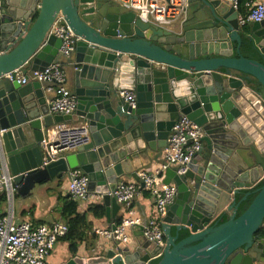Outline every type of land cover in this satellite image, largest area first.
Masks as SVG:
<instances>
[{
    "label": "water",
    "instance_id": "obj_1",
    "mask_svg": "<svg viewBox=\"0 0 264 264\" xmlns=\"http://www.w3.org/2000/svg\"><path fill=\"white\" fill-rule=\"evenodd\" d=\"M191 1L186 18L164 29L111 0H1L0 163L19 196L80 169L115 221L120 204L109 193L123 177L140 181L174 123L187 116L203 133L188 170L164 174L177 189L164 246L134 225V247L114 240L66 264L264 263L256 237L264 225V19L240 26L230 1ZM58 17L78 37L75 56L61 61L77 96L72 115H52L43 84L17 79L58 60L62 40L50 34ZM124 90L135 92L134 106ZM72 120L88 126L91 142L44 165L45 133Z\"/></svg>",
    "mask_w": 264,
    "mask_h": 264
},
{
    "label": "built area",
    "instance_id": "obj_2",
    "mask_svg": "<svg viewBox=\"0 0 264 264\" xmlns=\"http://www.w3.org/2000/svg\"><path fill=\"white\" fill-rule=\"evenodd\" d=\"M119 6L132 11L144 23L157 28L167 29L176 22L183 21L188 13L191 0H111ZM238 11L240 26L259 22L264 19V0H250L246 3V11L240 13L238 0H228ZM0 0V10H1ZM50 34L62 40L59 60L53 62L42 71H33L29 76L17 74L18 82L27 84L30 81L42 83L52 94L49 99L51 114L72 115L77 109V96L65 85L67 72L62 60H67L75 51L78 37L68 27L62 17L54 22ZM7 77L11 80V74ZM120 95L130 105H135L134 91L124 90ZM203 133L200 127L187 116H181L173 125L164 148V161L154 170H140L138 176L154 199V216L145 222L133 216L132 203L139 193L140 183L134 180H119L116 188L109 195L127 208L128 216L116 223L112 230H95L99 235L113 240L128 243L131 240L130 228L144 225L145 237L164 246L162 223L167 207L174 203L177 189L173 184H161L165 172L174 168L178 174H184L196 153L200 150ZM91 142V133L85 123L60 122L51 126L41 142L43 164L59 160L66 151H76ZM69 198L77 204L87 202L94 205L102 201L103 194H90L89 179L80 169L69 172ZM14 176L6 162L0 164V194L5 195L3 210H0V264H50L48 258L56 242L69 232L68 224L54 222L52 224L34 225L28 221L16 220V186ZM93 197V200L91 199Z\"/></svg>",
    "mask_w": 264,
    "mask_h": 264
},
{
    "label": "crops",
    "instance_id": "obj_3",
    "mask_svg": "<svg viewBox=\"0 0 264 264\" xmlns=\"http://www.w3.org/2000/svg\"><path fill=\"white\" fill-rule=\"evenodd\" d=\"M192 2V1H191ZM191 5V3H190ZM189 5V8H190ZM189 11L192 8L188 9ZM180 24V22H176L173 25L169 26L168 29L174 28ZM252 23H248L246 26H249ZM75 56V52L72 54V58ZM59 60V58H58ZM66 72H67V82L66 86L73 92V86L71 84V75L69 73V66L66 63L63 65ZM31 73L28 72L29 76ZM21 76H24L21 74ZM44 86V85H43ZM52 97L50 92H47L48 102L49 99ZM53 115V114H52ZM73 124L83 123L81 121H64ZM60 122H54L53 126ZM46 134V133H45ZM76 151H66L63 153V157L69 154H73ZM164 161V148L161 150L158 157L154 158L151 162V165L146 170H154L159 167L161 163ZM1 164V163H0ZM7 164V163H6ZM164 177H162L160 183H163ZM120 180H132L127 177H123ZM70 182L69 174L65 175V177L60 179H52L50 182L44 185H38L32 192V195L21 197L17 194L16 201H15V209H16V220L18 222L28 221L34 225L38 224H52L54 222H66L63 214L62 209L64 204L69 201V194H68V185ZM95 195V194H94ZM93 200V197L91 198ZM99 205H103L105 208V214L101 218L95 217L93 214L88 213L87 220L89 222V226L86 229L85 227H80L78 231H84L85 235L82 238L75 236L73 239L70 237L69 239L60 238L56 244L54 249L52 250L48 261L50 264H66L69 257H72L74 252L71 249V244L74 241L76 245V252L78 255L85 256L90 253L92 250H99L103 247H109L114 240L103 235H99L95 232V230H112L114 223H117L120 219L128 216V210L126 207L121 205L119 209L116 210L115 221L108 220L106 213L107 207L103 201H99L96 203ZM95 205V204H94ZM89 203L81 202L78 204L77 211L82 213L90 208ZM154 199L150 195L147 189H143L139 191L138 195L136 196L134 202L131 206V211L133 212V216L140 218L142 222L147 221L151 217L154 216ZM1 208H4L1 207ZM67 224V222H66ZM130 232L131 240L127 243L130 244L131 247H134V239L132 236V232ZM116 241V240H115ZM164 245L166 242V238L164 236ZM260 260L264 262V258L259 257ZM264 264V263H262Z\"/></svg>",
    "mask_w": 264,
    "mask_h": 264
},
{
    "label": "trees",
    "instance_id": "obj_4",
    "mask_svg": "<svg viewBox=\"0 0 264 264\" xmlns=\"http://www.w3.org/2000/svg\"><path fill=\"white\" fill-rule=\"evenodd\" d=\"M249 1L250 0H238V10L240 13H244L246 11L245 5ZM251 200H252V197L250 198L249 201H247L244 208L240 211L239 214H241L247 208L249 203H251ZM4 202H5V195L1 193L0 194V210H3V208L1 207L4 206ZM77 207H78V204L72 201L71 199H69V201H67L63 206L62 214L69 226V232L64 237L66 239H69L70 237L73 239L75 236L82 238L83 235H85L84 231L82 230L78 231V230L81 229L80 227H83V228L85 227L86 229L88 228L89 226V222L87 220L88 213L93 214L97 218H101L105 214V208L103 205H99V204L92 205L90 206L89 209H87L86 211L82 213L77 211ZM182 237H184V235ZM256 237L264 238V225L257 232ZM76 245L77 244L74 241L71 244V249L74 253H76V248H77Z\"/></svg>",
    "mask_w": 264,
    "mask_h": 264
}]
</instances>
